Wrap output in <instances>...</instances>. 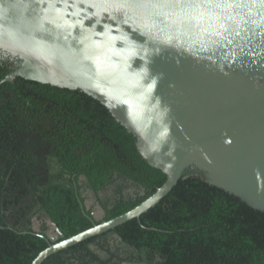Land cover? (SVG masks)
I'll return each instance as SVG.
<instances>
[{
  "label": "water",
  "instance_id": "water-1",
  "mask_svg": "<svg viewBox=\"0 0 264 264\" xmlns=\"http://www.w3.org/2000/svg\"><path fill=\"white\" fill-rule=\"evenodd\" d=\"M0 53L20 60L0 85L23 76L85 91L167 174L136 207L49 241L32 264L140 218L189 168L264 211V0H0Z\"/></svg>",
  "mask_w": 264,
  "mask_h": 264
},
{
  "label": "trees",
  "instance_id": "trees-1",
  "mask_svg": "<svg viewBox=\"0 0 264 264\" xmlns=\"http://www.w3.org/2000/svg\"><path fill=\"white\" fill-rule=\"evenodd\" d=\"M19 62L0 53V80ZM166 180L136 135L92 95L23 76L0 85V264H32L50 242L131 210ZM87 190L105 211L101 220ZM47 217L61 230L56 240L43 236ZM124 262L264 264V211L189 168L140 218L42 264Z\"/></svg>",
  "mask_w": 264,
  "mask_h": 264
},
{
  "label": "rangeland",
  "instance_id": "rangeland-1",
  "mask_svg": "<svg viewBox=\"0 0 264 264\" xmlns=\"http://www.w3.org/2000/svg\"><path fill=\"white\" fill-rule=\"evenodd\" d=\"M88 204L90 207H94V213H97L99 211V208L98 206L100 205L97 201L93 200L92 198H89L87 200ZM45 221L47 222V224L49 225V233H51L53 236H56V230L52 227L51 224L48 223V217L45 218ZM40 225V222L39 221H36L35 222V227L38 228Z\"/></svg>",
  "mask_w": 264,
  "mask_h": 264
},
{
  "label": "flooded vegetation",
  "instance_id": "flooded-vegetation-1",
  "mask_svg": "<svg viewBox=\"0 0 264 264\" xmlns=\"http://www.w3.org/2000/svg\"><path fill=\"white\" fill-rule=\"evenodd\" d=\"M86 194L89 196V198H92L93 200L97 201L96 195L94 193H92L91 191L87 190Z\"/></svg>",
  "mask_w": 264,
  "mask_h": 264
}]
</instances>
